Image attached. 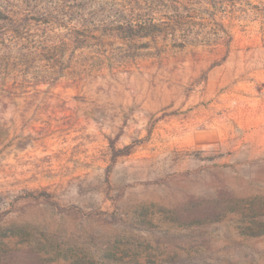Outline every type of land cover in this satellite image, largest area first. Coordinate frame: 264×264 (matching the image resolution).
<instances>
[{
  "label": "rangeland",
  "instance_id": "rangeland-1",
  "mask_svg": "<svg viewBox=\"0 0 264 264\" xmlns=\"http://www.w3.org/2000/svg\"><path fill=\"white\" fill-rule=\"evenodd\" d=\"M0 264H264V0H0Z\"/></svg>",
  "mask_w": 264,
  "mask_h": 264
},
{
  "label": "trees",
  "instance_id": "trees-1",
  "mask_svg": "<svg viewBox=\"0 0 264 264\" xmlns=\"http://www.w3.org/2000/svg\"><path fill=\"white\" fill-rule=\"evenodd\" d=\"M166 1L169 2V0H166ZM171 4H174V3H169L166 5L171 8V6H172ZM177 15L178 14L175 13L171 18L177 19ZM174 21H176V20H174ZM119 25H125L124 29L126 27L129 29L127 31L128 33L126 35L127 39L146 37V36H158V33L154 29H151L153 24L150 23V21H146V20L145 21H137L136 27H134V24H131L129 20H127V21L124 20V21H121V23H119ZM129 147H130L129 145H126L123 148L116 150L114 156L127 154L129 152L128 151Z\"/></svg>",
  "mask_w": 264,
  "mask_h": 264
}]
</instances>
